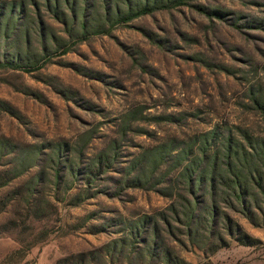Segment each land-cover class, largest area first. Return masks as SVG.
I'll use <instances>...</instances> for the list:
<instances>
[{"label":"rangeland","instance_id":"374dc122","mask_svg":"<svg viewBox=\"0 0 264 264\" xmlns=\"http://www.w3.org/2000/svg\"><path fill=\"white\" fill-rule=\"evenodd\" d=\"M45 1L0 0L3 20L11 3L23 6L13 11L9 37L0 29V61L23 54L27 41L41 54V27L52 45L51 32L67 37ZM60 12H70L64 2ZM71 47L38 70L0 68V263L18 240L34 245L25 264H264L257 204L253 224L220 186L212 222L207 184L189 225L179 197L165 194L190 198L179 176L185 166L207 172L217 154L216 173H227L220 168L227 145L253 153L264 142V0H193ZM64 144L80 168L99 155L114 158L90 183V198L79 180L67 197L57 191L54 210L40 219L28 183L55 172L52 153ZM165 144L171 153L157 167L151 157ZM37 147L49 157L5 185L17 155ZM137 173H155L156 185L132 186ZM38 188L56 195L55 186Z\"/></svg>","mask_w":264,"mask_h":264},{"label":"trees","instance_id":"16d2710c","mask_svg":"<svg viewBox=\"0 0 264 264\" xmlns=\"http://www.w3.org/2000/svg\"><path fill=\"white\" fill-rule=\"evenodd\" d=\"M190 1L193 0H81V2L77 0H46L45 2H48L49 7L53 9L55 17L65 26L67 37H57L51 32L52 45L44 41V39H47L48 32L46 33L44 28L41 27L39 34L42 41L41 54L31 53L29 42L27 41L25 42L26 49L24 53L12 56L10 58L11 61H7L4 57L3 59L6 61H0V68L21 69L26 72L38 70L52 60L53 53L56 54L58 52L61 55L68 54L72 50V40L80 42L86 40L92 34L107 35L116 26L128 25L139 17L153 14L156 10L189 5ZM61 2H64L68 6L70 11L68 15L60 12ZM8 7L10 14L6 20H3L2 16L4 15L2 10H0V29L3 31L4 37H9V34L15 29V23L11 22L13 20V11L17 8H20V10L23 9L22 5L19 6L15 3H11ZM53 46L55 51H53ZM259 107L264 118V103L259 104ZM226 148V153L223 157L226 159L224 161L226 163L220 168L227 173H216L219 169L217 164L220 160L217 154L212 157L213 163L209 165L208 171L204 173H194L196 167L199 169L200 164L193 161L196 164L195 167L192 164L189 167L185 166L183 173H179L180 179L186 185L190 198L180 194L165 193L166 196L171 198L174 196L179 197L181 204H183V216L189 225L198 212L201 200L200 192H205V185L207 184H209L208 191L211 196V202L204 209V212L212 222L217 216L215 195L219 191L220 186L224 187L223 193L227 195L225 201L231 205L232 202L238 203L240 212L246 215L253 224H256V222L254 221L251 203L257 204L258 210L264 215V207H259L258 205L263 204L264 206V142L261 146L255 147L252 151L253 153L248 152L245 148L242 151L235 150L233 144L227 145ZM171 150L170 144H165L160 147L156 155L151 157L154 164H157V167L163 164L166 157L171 153ZM67 152L68 148L66 144L57 146L52 153L55 157V172L35 173L32 180L28 183L30 198L33 201L39 200V203H41L40 209L36 210V216L40 219L47 218L50 216L49 213L54 210L55 202L60 200L57 191L60 190L63 193V198H65L67 197L68 190L72 189L79 180H83V184L88 185L86 188H81L85 191L84 198H90V183H94L97 176L103 174V166L107 168L114 158L112 157V160L109 158L104 162L105 157L99 155L98 159L89 168H80L79 165L73 162ZM40 156L49 157V154L44 152L42 147L24 149L17 155V173H9L10 175H8L9 177L5 185H9L11 181L25 176L27 171L37 165L36 161L39 160L38 158ZM205 157L204 155L203 158H200V162ZM184 158H187V154H185ZM184 158L183 160H185ZM257 164L262 169L256 167ZM63 168H66L67 173H61ZM154 174L137 173L130 180L127 179V182H130L136 188H147L150 185L154 187L156 184L151 183ZM38 186H55V197L53 195L47 197L45 192L42 194ZM32 200L28 199L26 203L30 205ZM48 235L49 233L47 231H43V233L39 234L38 239L40 242H44ZM16 242L19 247L8 253L0 264L27 263L34 245L32 244V246L26 248L21 241L16 240Z\"/></svg>","mask_w":264,"mask_h":264},{"label":"crops","instance_id":"0c3cea01","mask_svg":"<svg viewBox=\"0 0 264 264\" xmlns=\"http://www.w3.org/2000/svg\"><path fill=\"white\" fill-rule=\"evenodd\" d=\"M0 241H2V239H0ZM17 244H18V243H17ZM18 247H19V245H18ZM18 247L13 246L10 250H8V253H10L11 251L17 249ZM8 253H6V254H8Z\"/></svg>","mask_w":264,"mask_h":264}]
</instances>
